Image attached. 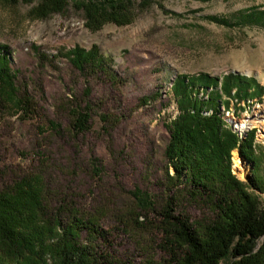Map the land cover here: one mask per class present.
<instances>
[{
	"label": "rangeland",
	"instance_id": "rangeland-1",
	"mask_svg": "<svg viewBox=\"0 0 264 264\" xmlns=\"http://www.w3.org/2000/svg\"><path fill=\"white\" fill-rule=\"evenodd\" d=\"M17 1L0 0V46L7 47L17 85L32 104L30 113L0 107V191L43 169L51 208L69 205L86 220L97 218L106 239L94 244L104 261L168 260L161 213L172 198L175 214L195 227L215 217L208 204L167 176L175 171H167L166 125L179 114L173 82L178 75L206 73L223 80L237 74L264 88V28L209 20L264 10V0H150L146 7L137 0L131 24L109 23L97 30L73 0L57 13H49L44 0ZM76 46H97L117 82L101 72L76 70L66 58ZM86 87L91 89V129L75 135L70 109L83 106ZM235 93L225 96L230 109L221 106L224 118L243 139L255 131L253 149L262 161L255 170L239 150L232 151V173L247 183L254 173L264 176V118L252 129H241L238 122L253 118L264 96L241 101ZM234 152L249 165L245 179L234 173ZM256 194L264 208V194ZM87 238L84 230L82 239Z\"/></svg>",
	"mask_w": 264,
	"mask_h": 264
},
{
	"label": "trees",
	"instance_id": "trees-1",
	"mask_svg": "<svg viewBox=\"0 0 264 264\" xmlns=\"http://www.w3.org/2000/svg\"><path fill=\"white\" fill-rule=\"evenodd\" d=\"M44 1L49 13L62 12L67 2ZM73 1L80 4L88 26L95 30L109 23L127 26L134 21L132 6L137 0ZM141 2L146 7L150 0ZM234 18L210 16L209 20L227 27L264 28V10L259 8L240 11ZM66 58L82 75L101 72L117 82L97 46L89 50L76 46ZM16 79L7 47L0 46V107L30 113L32 100L21 92ZM234 89L241 101L264 96V88L255 79L237 74H228L223 80L206 73L178 75L173 82L179 114L166 125L170 134L165 152L167 171H175L167 176L176 187L185 186L194 199L208 204L215 217L195 227L185 215L175 214L172 198L161 213L169 259L147 264H224L229 259L235 260L234 264H264V208L256 194H264V176L254 173L243 182L233 175L231 160L232 151L237 149L255 170L260 166L261 158L253 149L255 131L241 138L221 110V106L230 109L225 96L231 97ZM90 95L91 89L86 87L83 106L76 104L70 109L75 135L91 129ZM50 126L56 131L60 127L52 121ZM92 160L96 165L100 162L95 157ZM49 190L45 170L40 169L0 191V264H109L95 248L97 239H106L97 218L86 220L69 205L51 208ZM84 230L87 240L82 239Z\"/></svg>",
	"mask_w": 264,
	"mask_h": 264
},
{
	"label": "bare ground",
	"instance_id": "bare-ground-1",
	"mask_svg": "<svg viewBox=\"0 0 264 264\" xmlns=\"http://www.w3.org/2000/svg\"><path fill=\"white\" fill-rule=\"evenodd\" d=\"M261 118H264V106L259 105L255 111V115L250 119H243L239 123V128L241 129H252L258 125ZM234 173L241 179H245L249 173V165L244 164L242 159L237 153L234 152Z\"/></svg>",
	"mask_w": 264,
	"mask_h": 264
}]
</instances>
